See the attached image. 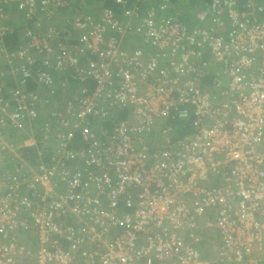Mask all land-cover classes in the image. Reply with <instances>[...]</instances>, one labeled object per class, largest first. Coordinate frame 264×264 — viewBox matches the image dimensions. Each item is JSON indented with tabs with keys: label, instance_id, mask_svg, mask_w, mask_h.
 <instances>
[{
	"label": "built area",
	"instance_id": "obj_1",
	"mask_svg": "<svg viewBox=\"0 0 264 264\" xmlns=\"http://www.w3.org/2000/svg\"><path fill=\"white\" fill-rule=\"evenodd\" d=\"M67 2L0 0V156L13 160L0 169V264H264V1L209 0L190 27L152 6L125 8L124 22L101 7L99 20L77 14L63 30L54 20ZM16 3L42 23L9 51ZM128 31L140 47L123 46ZM208 60L215 95L202 87ZM67 81L91 88L58 107L49 93ZM176 111L210 122L151 149L147 133ZM40 112L38 137L4 139ZM26 147L35 161L21 157ZM214 175L222 182L206 186ZM209 210L219 242L205 259L196 231Z\"/></svg>",
	"mask_w": 264,
	"mask_h": 264
},
{
	"label": "trees",
	"instance_id": "obj_2",
	"mask_svg": "<svg viewBox=\"0 0 264 264\" xmlns=\"http://www.w3.org/2000/svg\"><path fill=\"white\" fill-rule=\"evenodd\" d=\"M242 3L244 0H240ZM256 2L264 1V0H255ZM209 0H126V3L124 5L116 3L115 0H69L66 5L63 7L60 6L59 8H56V19L54 22L59 27H61L63 30L67 29L69 25H72L73 17H75L77 14H83L85 17H88L90 20H93V22L99 20L100 18V9L101 7L109 8L114 13L118 20L123 21L126 20V17L123 16V10L127 7L132 8L134 5L137 7V11H139L141 14H145V12L148 10L149 7H155L157 9V16L162 19L167 20H177L185 25H192L195 24V21L193 20V10H196L197 8L204 7ZM164 5L163 8H161V5ZM194 5H197L194 7ZM10 6V5H9ZM7 7V15L9 19V28L10 31H6L4 35V44L6 45L7 49L9 51L16 49L20 44H22L24 41L27 40L25 36V31L29 28H34L35 21H40L42 23V20L35 19H24V11L22 7L19 4H12L10 7ZM6 9V8H5ZM192 11V12H191ZM12 18H15L14 21ZM20 18V19H17ZM131 29H133V25L131 24ZM78 33H74L73 35L68 36L70 39V43L73 44L76 42ZM141 40L138 37H134V35L128 31V33L125 34L124 43L123 46L126 48H137L141 46ZM82 61H84V57H82ZM210 60H208L209 62ZM8 66V65H7ZM6 64L0 63V67H7ZM213 70L210 69V73L207 74L203 79L202 87H204L207 90H210L212 87V82L215 78L213 74ZM63 75V76H62ZM55 79H64V74H54ZM60 77V78H59ZM207 77V78H206ZM6 87L12 86L15 84L14 78L12 75H9L8 73L5 74ZM36 80L34 75L31 73L29 78L26 82V87L28 89H36ZM66 85L68 87L63 88L64 90H73V91H79L82 87L91 88V83L89 81H85L81 84H78L77 82H69L67 81ZM64 84L63 87L66 86ZM61 83L56 82V88L54 95H51V98H58L59 92H62V88L60 87ZM213 95L218 94L217 88H212L210 90ZM69 96V95H67ZM65 99V98H64ZM63 99V101H64ZM62 101V102H63ZM184 108V107H180ZM119 119H123L125 117V113H118ZM198 120V117L193 115L191 111L189 114L183 118H181L178 115V112L172 113L169 118H167L163 124L156 125V129L153 131L151 130L149 133H147V136L150 138L148 140V145L151 149L157 150L165 145H168L170 148L174 149L177 144L183 140L186 137L192 136L194 132L202 126V124H209L210 121L203 119ZM46 122V114L45 112L39 113L37 122H35L31 128L36 129L37 137L40 134V127L43 126V123ZM26 125H23L24 127ZM159 126V127H158ZM162 127H169V130L166 135L161 134V128ZM21 129V128H20ZM18 128H8L5 133H2V136L4 135L7 140H10V138H13L15 136L14 133L18 132ZM169 136V137H167ZM147 137V138H148ZM163 139L167 141L163 142ZM163 142V143H162ZM161 144V145H160ZM44 160L48 159L50 148L47 146L44 148ZM29 147H26L22 149L21 151V157L23 159H26L27 161H35L37 159L36 153L33 151H28ZM0 169L1 171H11L13 169V160L7 152H1V160H0ZM222 181L217 175L212 176L209 178L207 182L204 184L206 186L211 187L212 185L217 186ZM208 214L211 215L212 212L209 210ZM212 216V215H211ZM201 231H196V233L200 236L201 240L199 244H196V247L198 250H200L201 254L208 253L209 256L212 255V251L209 250L211 243H214V237L217 235V229L216 227H211L209 230L200 229ZM200 232V233H199ZM202 233V235H201Z\"/></svg>",
	"mask_w": 264,
	"mask_h": 264
},
{
	"label": "crops",
	"instance_id": "obj_3",
	"mask_svg": "<svg viewBox=\"0 0 264 264\" xmlns=\"http://www.w3.org/2000/svg\"><path fill=\"white\" fill-rule=\"evenodd\" d=\"M204 7H202V8H197L196 10H193V20L195 21V23H196V21H197V18H196V15H197V13L199 12V11H201L202 9H203ZM192 12V11H191ZM12 20H13V18H12ZM192 25H193V23H192ZM192 25H190V26H192ZM186 26H188V25H186ZM190 26H188V27H190ZM209 66H210V69L211 70H213L214 69V71L216 72V70L218 69V67H217V65L216 64H214V63H211V61L209 62ZM207 78V77H206ZM225 81V79L224 78H222V81ZM212 87H213V82H212ZM212 87H211V90H212ZM56 91H53V93L51 92V94L52 95H54V93H55ZM57 93V92H56ZM57 95H58V93H57ZM63 101V100H62ZM31 127V126H30ZM29 126H24V127H21V129H19V131L18 132H16V133H14L15 134V136H13V138H10V140H13L14 142H16V141H19V140H22L23 138H25V136H27V135H29V134H33L35 137H37V132H36V129H33V128H30ZM29 130H32L30 133H29ZM4 139H6L7 140V138H5L4 137ZM33 151L34 153H35V149L33 148H30L28 151ZM0 159H1V156H0ZM212 186H214V185H212ZM212 215V216H211ZM211 215H209V214H207L204 218H202L201 219V221H200V226L201 227H203L205 230H209L210 228H211V226L210 227H205V225L207 224V223H209V222H211V221H213V218L215 217L214 216V214H211ZM216 240L214 241V243H218L219 242V239H218V235H216ZM211 250V249H210ZM210 255V254H209ZM209 255H208V253H205V254H203L202 253V256H203V258H208L209 257Z\"/></svg>",
	"mask_w": 264,
	"mask_h": 264
},
{
	"label": "rangeland",
	"instance_id": "obj_4",
	"mask_svg": "<svg viewBox=\"0 0 264 264\" xmlns=\"http://www.w3.org/2000/svg\"><path fill=\"white\" fill-rule=\"evenodd\" d=\"M197 5H194V7H196ZM14 19L15 18H13V21H14ZM17 19H20V18H17ZM72 92H73V90H63L62 92L60 91L59 92V96H58V98L56 99L55 97H54V101H55V103L57 104V106L58 107H60L61 106V102H62V100L65 98V97H67V95H70V94H72ZM50 95H52L51 93H49ZM156 129V127H154L153 128V131ZM216 240V238L214 237V240L213 241H215ZM214 244V243H213Z\"/></svg>",
	"mask_w": 264,
	"mask_h": 264
},
{
	"label": "clouds",
	"instance_id": "obj_5",
	"mask_svg": "<svg viewBox=\"0 0 264 264\" xmlns=\"http://www.w3.org/2000/svg\"><path fill=\"white\" fill-rule=\"evenodd\" d=\"M64 90V89H63ZM62 90V91H63ZM74 92V91H73ZM66 98V97H65ZM212 251V250H211ZM209 257H211V258H213V255H211V256H209ZM216 264H222V263H216ZM223 264H225V263H223Z\"/></svg>",
	"mask_w": 264,
	"mask_h": 264
}]
</instances>
